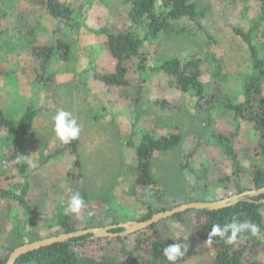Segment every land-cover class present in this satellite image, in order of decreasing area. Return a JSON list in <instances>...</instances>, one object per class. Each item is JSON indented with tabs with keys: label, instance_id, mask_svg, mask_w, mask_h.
I'll return each instance as SVG.
<instances>
[{
	"label": "rangeland",
	"instance_id": "rangeland-1",
	"mask_svg": "<svg viewBox=\"0 0 264 264\" xmlns=\"http://www.w3.org/2000/svg\"><path fill=\"white\" fill-rule=\"evenodd\" d=\"M59 1L73 10L77 21L90 28L122 24L130 8L119 0ZM193 1L199 11H205L199 23L212 37L208 42L195 24L183 20L159 38L146 42L143 49L149 66L171 58L201 59L206 95L202 109L196 107L191 92L178 90L166 76L151 75L150 71L146 72L147 77L150 75L146 83L150 104L131 106L115 101L108 94L107 85L96 78L114 70L105 35L84 27H66L48 16L39 0H0V107L17 120L31 106L40 110L30 136L21 140L31 164L28 198L32 211L27 212L17 201L0 194L1 253L16 243L34 242L37 224L40 235L56 230L52 215L73 214L66 209L76 192L86 203L80 218L87 224L104 222L100 227L143 221L150 208L153 212L163 208L167 211L190 202L221 200L227 188L225 178L234 169L220 168L225 148L217 139L220 135L229 139L234 133V114L226 105L243 100L244 80L252 73L247 45L238 35L230 36L229 30L254 28L253 43L264 57V9L261 0ZM58 42L69 47L68 54L57 52L47 66L44 81L39 82V63L31 50ZM127 65L129 81L132 85L140 84L137 58L131 57ZM215 93L217 100L209 101ZM119 95L114 91L113 98ZM60 109L70 112L80 128L76 154L68 151L71 149L62 154L56 152L64 148L52 130V117ZM133 123L136 133L131 139ZM142 132L158 136L180 132L183 136L179 147L153 158L152 170L159 186L146 191L136 187L137 159L131 146V141L139 139ZM16 140L20 141L9 131H1L0 190L21 196L26 177L2 160L3 147H8L9 152ZM240 141L242 159L247 160L241 167L248 170L258 162L253 154L257 142L251 125L243 124ZM193 153L194 171L183 169L182 162ZM212 154L222 163L213 167ZM76 160L81 164L78 172ZM248 181L244 183L249 184ZM260 210L264 215V206ZM159 226H167L175 235H186L192 229L172 217L162 220ZM140 234L127 237L133 240L136 235V242ZM185 247L186 264H203L211 254L203 243ZM248 249L249 264H264V231Z\"/></svg>",
	"mask_w": 264,
	"mask_h": 264
},
{
	"label": "trees",
	"instance_id": "trees-1",
	"mask_svg": "<svg viewBox=\"0 0 264 264\" xmlns=\"http://www.w3.org/2000/svg\"><path fill=\"white\" fill-rule=\"evenodd\" d=\"M130 6L126 15V20L121 23H115L113 27L105 25L100 28H90L85 23L77 21L73 10L64 6L59 0H39V5L46 11L47 15L54 20H58L68 28L84 27L98 35H105L108 39L107 48L110 56L114 60L113 73L109 75H96V78L103 81L108 88V94L115 101L122 103L144 105L151 103L147 84L150 80L146 72L150 71L151 75L163 74L167 77L170 84H174L182 92H191L196 100V107L202 109L206 102L205 86L202 82V61L197 57L182 61L178 58L163 60L159 65L149 66L148 57L143 47L146 42L159 38L162 34L169 32L174 23L188 21L195 24L202 31L206 42L211 39L209 32L201 26L199 19L205 16V11H199L193 0H119ZM237 2L239 0H228ZM262 9H264V0H261ZM257 28V27H256ZM259 29V25H258ZM231 35H238L247 45L251 56L252 73L244 80L243 100L238 103L230 102L227 108L233 111L235 125L237 126L231 138L220 135L217 139L224 146L222 150L225 158L223 163L218 157L212 154V166L218 162L222 163L220 168L229 170L234 169L225 180L227 184L226 192L220 198L242 194L246 191L259 190L264 188V57L255 44L253 37L254 28L249 29H230ZM218 44V42L214 39ZM69 47L64 42H58L57 45L34 46L31 50L39 63L37 69V78L39 82L44 81L43 76L46 74L47 66L59 51L68 54ZM135 56L138 60V70L142 76L140 84L132 85L128 79L127 61ZM47 75V74H46ZM48 82V80H46ZM114 91L120 93L119 97H114ZM146 91L148 98L146 97ZM218 95L209 97L210 100H217ZM225 102L223 106L225 107ZM226 109V110H228ZM40 110L35 106L29 107L19 120L14 119L5 109L0 107V133L7 130L12 133L17 141L8 152V147H3L5 152L2 160L5 164L11 163L13 167L21 170L26 177V183L21 196L10 191H1V196L12 198L17 201L27 212L32 211V203L29 201L31 184L28 181L31 173V164L28 159V149L22 144L21 140L30 136L34 122L36 121ZM249 124L252 127L253 134L256 138V146L253 148V154L258 162L251 165L248 170L241 167L247 160L242 159L239 143L241 142L242 126ZM135 123L132 126L131 139L135 137ZM217 137V136H216ZM183 136L180 132L169 135L161 134L160 136L142 132L139 139L132 140V148L135 151L137 159V178L136 187L146 191L155 189L159 186L152 170L153 158L157 154L168 152L176 149L182 143ZM223 140V141H221ZM71 149V150H68ZM68 150L76 154L78 150V139L64 144V148L56 151L58 154ZM27 157V162L14 164L13 160L18 155ZM193 158L195 154L187 155L182 162L183 169L194 171ZM77 172L80 169V161L76 160ZM252 169V170H251ZM34 172V170L32 169ZM228 172V171H227ZM248 172V173H247ZM249 180L248 183L244 181ZM264 195L253 198L252 202L243 201L234 206L218 210H187L184 213L176 214L172 218L179 221L180 224L190 225L192 228L186 235H175L167 226H159L158 222L148 229L136 232L139 236L135 242L126 237L117 238H100L90 240L89 236L72 239L68 242L53 244L39 250L22 255L16 264H169L163 256L164 247L181 243L182 245H192L203 243L207 245L211 254L205 259L203 264H249V245L256 241L264 231V215L261 213V207L264 203L261 200ZM218 200V199H217ZM164 212L166 209L158 210ZM151 208L144 220L150 219L154 214ZM53 227L56 229L52 232L40 235V225L35 226L36 237L34 241L47 239L62 233H71L81 229L96 228L104 226L100 224H87L79 214H67L64 212L52 215ZM233 217L239 221L249 220L256 223L260 232L256 236L246 233L244 239H238L233 245L225 244L219 237L213 238L212 244H206L208 233L211 231L213 224L223 226L231 223ZM143 220V221H144ZM117 223V222H116ZM111 223V225L116 224ZM114 230V233L120 232ZM129 241L131 244H126ZM22 243H16L0 252V264H7L10 254ZM186 255L181 258L177 264H186Z\"/></svg>",
	"mask_w": 264,
	"mask_h": 264
},
{
	"label": "water",
	"instance_id": "water-1",
	"mask_svg": "<svg viewBox=\"0 0 264 264\" xmlns=\"http://www.w3.org/2000/svg\"><path fill=\"white\" fill-rule=\"evenodd\" d=\"M261 195H264V188L259 190L246 191L242 194L232 195L230 197L213 202L186 203L171 210L156 213L150 219L144 221H127L105 227L87 228L71 233H62L57 236L34 241L32 243H27L15 248L14 251L10 254L7 264H16L17 260L22 255L28 254L29 252H33L47 246H51L53 244L68 242L72 239H76L84 236H89L90 240H96V239L108 238V237L110 238L126 237L141 230L148 229L152 225L164 219L173 217L176 214L184 213L187 210L218 211L234 206L243 201L252 202L253 198L259 197ZM261 203H264V199L261 200ZM119 229H121L120 232L118 233L113 232L114 230H119Z\"/></svg>",
	"mask_w": 264,
	"mask_h": 264
},
{
	"label": "clouds",
	"instance_id": "clouds-1",
	"mask_svg": "<svg viewBox=\"0 0 264 264\" xmlns=\"http://www.w3.org/2000/svg\"><path fill=\"white\" fill-rule=\"evenodd\" d=\"M53 120V132L56 137L64 144H68L73 140H76L80 133V128L77 124V120L72 117V114L68 111L60 109L52 117ZM27 162V157L20 154L14 160V164H22ZM35 166L34 164L32 165ZM86 207L85 200L82 198L79 192H76L71 196L67 204V211L73 214H79L82 209ZM88 215H93L92 212H88ZM260 232L259 226L249 220L239 221L236 217H233L231 223H226L223 226L220 224H213L211 231L208 233L206 244H212L214 237H219L225 244L233 245L238 239H244L245 234H251L256 236ZM186 247L181 243L170 244L163 249V256L169 262V264H177V262L183 258L186 254Z\"/></svg>",
	"mask_w": 264,
	"mask_h": 264
}]
</instances>
